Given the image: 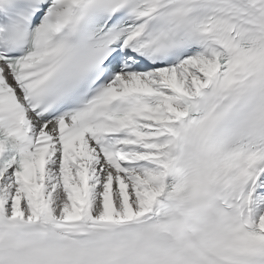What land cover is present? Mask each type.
Returning <instances> with one entry per match:
<instances>
[{
	"label": "snow or ice",
	"instance_id": "snow-or-ice-1",
	"mask_svg": "<svg viewBox=\"0 0 264 264\" xmlns=\"http://www.w3.org/2000/svg\"><path fill=\"white\" fill-rule=\"evenodd\" d=\"M0 264H264V0H0Z\"/></svg>",
	"mask_w": 264,
	"mask_h": 264
}]
</instances>
